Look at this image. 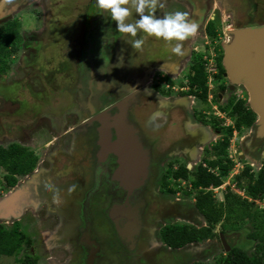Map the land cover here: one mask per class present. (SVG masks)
I'll list each match as a JSON object with an SVG mask.
<instances>
[{
	"label": "flooded vegetation",
	"instance_id": "obj_1",
	"mask_svg": "<svg viewBox=\"0 0 264 264\" xmlns=\"http://www.w3.org/2000/svg\"><path fill=\"white\" fill-rule=\"evenodd\" d=\"M162 3L157 16L187 12L197 31L185 41L171 42L140 32L137 38L145 39L140 50L131 47L96 0L79 4L71 21L66 12L42 13L37 6L31 11L34 35L29 38L25 32L22 42L30 40L32 50L13 73L20 92L8 97L14 104H0V137L12 140L10 146L29 148L37 159L32 172L17 176L13 190L1 192L8 193L0 197V227L17 238L13 256H24L16 264L177 261L172 248L160 244L161 231L182 223L180 218L194 219L197 208H188L180 198L193 184L174 174L182 166L196 173L206 152L230 136L231 127L222 119L209 124L220 117L209 110L253 111L246 86L232 83L227 75L225 55L235 30L264 25V0ZM60 4L53 8H63ZM13 20L7 14L0 25ZM177 43L183 45L181 54L173 52ZM47 45L56 57H44ZM200 75L205 76L206 95L192 83ZM197 101L204 106L199 108ZM124 108L129 113L125 118ZM257 121L258 116L243 150L254 159L261 157L264 167V139L254 132ZM127 131L135 132L150 158L147 175L133 182L119 155L105 146V139L116 144ZM218 169L209 172L220 176ZM54 251L59 254L50 255Z\"/></svg>",
	"mask_w": 264,
	"mask_h": 264
},
{
	"label": "trees",
	"instance_id": "obj_2",
	"mask_svg": "<svg viewBox=\"0 0 264 264\" xmlns=\"http://www.w3.org/2000/svg\"><path fill=\"white\" fill-rule=\"evenodd\" d=\"M22 24L13 20L5 25H0V75L6 73L11 68L10 55L18 51V44L22 41ZM11 47V48H10ZM201 74V72H200ZM205 76L200 75L193 83L199 89L202 88L206 95L207 88L205 86ZM238 117H235V114ZM231 115L235 119V129L242 131L244 128H252L255 126L257 116L253 111L247 108H239L232 111ZM234 129L230 128V136L221 141L214 147V152L220 158L210 160L208 157L198 167L196 174L190 179V171L187 167L182 166L179 171L174 174L177 180H192L195 190L196 203L195 207L203 216L207 226L198 227L188 223L169 225L162 229L160 234L161 241L172 249H182L188 245L200 244L202 242L218 238V232L215 227L222 220L226 225L238 226L243 222L253 225L254 229L248 232L247 239L250 246L247 248L241 246H232V250L224 252L219 256L217 264H264V210H259L258 206L242 199L233 190L229 188L225 193V201L218 203L213 192L207 191L210 188H218L223 182L222 178L229 175L232 169V163L227 161V147L230 144V137ZM37 164V159L32 152L17 144L10 146L9 150L0 147V167H4L9 175L6 176L7 187L13 188L18 183V175H25L32 172ZM209 168L218 169L221 176H216L209 172ZM238 186L244 187L249 198L260 200L264 198V170L257 176L250 172L247 168L238 176ZM247 179V180H246ZM245 182V183H244ZM169 183H165V187ZM246 184V186H244ZM172 193L176 194L175 189ZM191 195L192 192L186 191ZM227 229V226H226ZM235 230V229H234ZM227 239L231 237L232 231H223ZM220 238V235H219ZM10 232L3 231L0 227V255L13 256L19 244ZM258 243V245H256ZM256 245V246H255ZM248 249H255L253 254Z\"/></svg>",
	"mask_w": 264,
	"mask_h": 264
},
{
	"label": "rangeland",
	"instance_id": "obj_3",
	"mask_svg": "<svg viewBox=\"0 0 264 264\" xmlns=\"http://www.w3.org/2000/svg\"><path fill=\"white\" fill-rule=\"evenodd\" d=\"M7 1H8V3L5 7V2H7ZM38 1H40L41 4L46 8L43 9L42 7H40V4L39 5L35 4L36 1L34 3L33 0H23V1L11 0L10 4H9V0H0V21L4 20L7 17V14H8V16L10 15L11 17L15 18V20L20 19V21L22 22V31H21V33H22L21 36L23 37L22 41H24V37L26 35L25 32L28 33L26 35V37L32 38L34 35L33 27H29V26H32V23L34 21V17L32 15L34 13H32L31 11H33V12L35 11V10H33L35 6H37L38 10H40L42 13H43V10H46V9L50 10L52 12V14L54 12H56V10L62 14L64 12H66L69 14V15H66V20L71 21L77 15V10H78L79 4H83V2H84V0L83 1L82 0H38ZM45 1L48 2V5H45ZM57 1H59V3H61L60 5H62L64 7L63 8L56 7V9H54L53 6L55 7V4L57 3ZM19 2L25 3V4L22 5L21 7H18V9L17 8L15 9L17 3H19ZM13 6H14V8H11ZM5 9H7V14L3 15V13H5ZM8 20H11V19L8 18ZM221 39H223V38H221ZM230 40L232 43L233 42V36L230 38ZM22 44H23V42L18 44V51L19 52L17 51L15 53H13L12 55H10V62L12 65V70L8 71V74L6 76L0 75V86H1L0 87V104H14V103H12V101L9 100L8 97L16 96V94L20 92L21 85H18V84H21V83L16 82L17 76H14L13 73H15V71H16L15 68L18 69V67L20 66L19 64L21 63V61H20L21 57L25 56L26 53H30L32 50L30 40L27 39V41L24 42L23 45ZM43 51L45 53L44 57L46 59L50 58V56H54V57L57 56V54L55 52L56 50H54L53 48L49 49L48 45L45 49H43ZM209 60H213V58L210 57ZM59 66L61 68H63L62 64H59ZM207 68L209 69L210 66H208ZM23 75H25V74L23 73ZM212 83H213V81H212ZM3 92H4V94H3ZM197 103H198V101H197ZM25 104H27V103H25ZM197 106L200 108V107H203L204 104L198 103ZM209 111L212 113V115H214L213 112H217L218 116H220V117L215 116L216 119H214L209 124L214 125L218 119H222L224 122L223 124L226 123L227 126L234 129L235 120H234L233 116L231 115V112H232L231 110L229 112H227L226 114L222 113V110L220 108L217 111H211V110H209ZM218 126L221 128L220 125H218ZM251 132H252V128H247V129L244 128V129H242L241 132L234 129V132L230 137V144L227 147V161L232 162L231 172L229 175L222 178V182H223L222 186H220L218 188L213 187V188L207 189V191L213 192L214 197L216 198L217 202L220 203V202L225 201V193H226L228 188H231L230 190H233L242 199L248 198L249 202H252L255 204V206H258L259 210H264V207H263L264 206L263 205L264 200L260 201L261 205H258L257 200H254L251 197L249 198L248 194L246 193V189L244 187L242 188V187L238 186V179L237 178L247 168H250V172L252 174H254L255 176H257L260 172H262L264 170V167H262L263 163L259 159L261 157L254 159L252 157V155H250L248 152H245L243 150V145H244L243 139L246 138L247 136H250ZM0 136H1V134H0ZM218 138L219 137H216L215 139L217 140ZM218 140H221V139H218ZM10 144H12V140H6V139L4 140V138L0 137V147H3L6 150H9ZM34 147L36 148V146H34ZM30 148H32V147H30ZM240 153L245 154L244 158L241 156ZM206 154H207L206 157H208V159H210V160H217L218 158H220L218 155H216L214 150L207 151ZM200 156H201V154L199 155V157L196 156V158H194V161H192L193 164H198V162L200 161ZM204 165L205 164L203 162V166ZM198 167L196 170H198ZM215 173L220 174V172L218 170H215ZM195 174H196L195 171L191 170L190 171V175H191L190 179H192ZM8 175H9V172L4 167H0V197L6 196V193H8L10 190L14 189V187L13 188L7 187L6 176H8ZM220 176H221V174H220ZM22 177L23 176H21L20 179ZM17 180L19 181V178ZM191 181L192 180H187V182H189V183H192ZM244 186H246V184H244ZM186 188H187V185H186ZM4 190H6L8 192H3L4 194H1V192ZM193 190L190 191V192H192V194L189 195V194H185L187 191V189H185V191H183L182 194L180 195V198L183 200V202L186 203V205L190 206L188 208H192V209L194 208L195 209L196 207L194 205L196 203V195H195L196 192H195V190L194 191ZM178 191H181V190H178ZM13 192H15V191H13ZM180 219H181V221H179V222H182L180 224L188 223L190 225L192 224V225H196L198 227H202L203 225L207 226V224L204 222L203 216H201V214L199 213L198 210H196V217H194V219L193 218L192 219L180 218ZM224 221L225 220H222L219 224L216 225V227H215L216 232H218V234L220 235L223 233V231H225V232L229 231V233H230V231H232V235L228 239V242L231 246H241L244 248L249 247L251 243L247 239V234H248V232L251 231V229L252 230L254 229L253 225H250L248 222H243L238 226H231V225H226ZM226 226H227V229H226ZM219 235H218V238H214L212 240H208V241L202 242L200 244H194V245L192 244L188 247H185L183 250H180V251H176L175 249H172L171 252L173 254H176V256L178 258L177 261L173 260V263L174 264H217V260H218L219 256H221L222 254H224V252H226L223 248V245L221 243ZM160 241H161V239H159V242ZM160 244H162V243L160 242ZM256 245H258V243ZM163 247H164V245H163ZM166 249L170 250L168 248H166ZM248 250H249L250 254H253L255 251V249L254 250L248 249ZM57 254H59L58 251H54L50 255L56 256ZM62 256H64V254H62ZM18 260H24L23 254L15 255L11 258L0 255V264H16V262H19ZM41 264H48V262L46 263L44 261L43 262L41 261Z\"/></svg>",
	"mask_w": 264,
	"mask_h": 264
},
{
	"label": "water",
	"instance_id": "obj_4",
	"mask_svg": "<svg viewBox=\"0 0 264 264\" xmlns=\"http://www.w3.org/2000/svg\"><path fill=\"white\" fill-rule=\"evenodd\" d=\"M232 36L233 42L226 48L225 69L232 83H242L246 86L250 106L258 116L255 136L264 139V25L250 24L235 30ZM126 109L124 108L122 113L124 118L127 115ZM135 137L134 131H127L123 132L122 140L116 144H111L105 139L107 150L119 155L122 170H130L128 172L134 176L131 178L132 182L134 178L138 180L147 175L150 162L148 152L142 149ZM220 240L224 250L229 253L232 246L226 235L220 234Z\"/></svg>",
	"mask_w": 264,
	"mask_h": 264
},
{
	"label": "clouds",
	"instance_id": "obj_5",
	"mask_svg": "<svg viewBox=\"0 0 264 264\" xmlns=\"http://www.w3.org/2000/svg\"><path fill=\"white\" fill-rule=\"evenodd\" d=\"M96 4L104 13H110L117 31L124 34L136 50L142 49L145 43L144 37L137 38L140 32L171 42L185 41L197 31V25L188 19L187 12L176 11L163 17L157 16V7H163L162 0H96ZM182 49L183 45L177 43L173 52L181 54ZM74 187H70L69 191H73Z\"/></svg>",
	"mask_w": 264,
	"mask_h": 264
},
{
	"label": "crops",
	"instance_id": "obj_6",
	"mask_svg": "<svg viewBox=\"0 0 264 264\" xmlns=\"http://www.w3.org/2000/svg\"><path fill=\"white\" fill-rule=\"evenodd\" d=\"M128 110V109H127ZM126 110V111H127ZM127 113H128V111H127ZM129 114V113H128ZM243 141H245V139H243ZM161 243L164 245V246H166L162 241H161ZM194 245V244H193ZM188 246H190V245H188ZM188 246H186V247H188ZM184 248H182V249H175L176 251H180V250H183Z\"/></svg>",
	"mask_w": 264,
	"mask_h": 264
},
{
	"label": "built area",
	"instance_id": "obj_7",
	"mask_svg": "<svg viewBox=\"0 0 264 264\" xmlns=\"http://www.w3.org/2000/svg\"><path fill=\"white\" fill-rule=\"evenodd\" d=\"M264 200V198L263 199H260V200H257V202H258V205H261V203H260V201H263ZM264 205V204H263ZM264 207V206H263Z\"/></svg>",
	"mask_w": 264,
	"mask_h": 264
},
{
	"label": "bare ground",
	"instance_id": "obj_8",
	"mask_svg": "<svg viewBox=\"0 0 264 264\" xmlns=\"http://www.w3.org/2000/svg\"><path fill=\"white\" fill-rule=\"evenodd\" d=\"M228 48V47H227ZM236 85H244V84H242V83H239V84H236ZM245 86V85H244ZM245 140L247 139V137L246 138H244Z\"/></svg>",
	"mask_w": 264,
	"mask_h": 264
}]
</instances>
